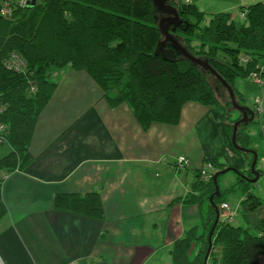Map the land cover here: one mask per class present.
I'll return each instance as SVG.
<instances>
[{
	"label": "crops",
	"instance_id": "1",
	"mask_svg": "<svg viewBox=\"0 0 264 264\" xmlns=\"http://www.w3.org/2000/svg\"><path fill=\"white\" fill-rule=\"evenodd\" d=\"M181 1L204 12V23L220 12L242 20V6L264 3ZM56 69L50 75L56 85L29 142L33 161L0 171L7 208L0 218V264H173L175 242L208 227L210 199L199 176L204 163L213 160V172L249 167L247 156L235 150L222 110L189 101L178 123L153 122L146 129L129 104H109L87 71ZM164 155H184L190 165L178 167ZM92 192L100 195L101 215L55 205L58 194ZM243 197L235 208L224 202L235 211Z\"/></svg>",
	"mask_w": 264,
	"mask_h": 264
},
{
	"label": "trees",
	"instance_id": "2",
	"mask_svg": "<svg viewBox=\"0 0 264 264\" xmlns=\"http://www.w3.org/2000/svg\"><path fill=\"white\" fill-rule=\"evenodd\" d=\"M31 3L24 7L16 3L10 17L0 13V123L8 127L3 143L11 147L0 157V171L25 169L33 161L29 142L37 117L56 85L50 78L54 67L69 65L87 71L102 87L109 104H129L146 129L153 122L178 123L181 108L189 101L218 105L231 131L234 123L243 117L241 113L240 118H231L232 112L220 101L218 88L211 80L212 76L221 83L213 73L179 51L171 55V41L167 40L164 46L170 54L156 53L159 42L165 39L159 23L166 14L156 7L154 0H35ZM168 3L177 8L182 19L175 29L173 24L169 25L172 37L189 53L207 61L233 87L237 102L243 105L235 81L248 77L249 71L264 60V3L242 6V20L234 19L230 12H220L208 23H204L205 14L196 5L181 0H168ZM13 51L24 56L26 72L5 67L4 60ZM242 54L250 56L248 63L241 62ZM31 81L36 84L33 92L29 87ZM229 103L233 106L231 97ZM250 122L239 124L238 148L235 147L250 159L249 166L254 155L248 150L252 149L251 138L244 126ZM258 171L260 176L264 174V168ZM243 174L253 175L249 167L239 170L237 184L243 189L241 209L246 217L259 212L263 201L250 192L251 182ZM201 184L210 199L216 192L213 177ZM234 189L233 185L220 187V194L209 200L206 231L197 235L194 228L178 239L171 251L173 264H204L216 209L221 211L225 195ZM55 205L58 209L92 216L103 213L97 192L86 196L58 194ZM6 211L0 197V218ZM260 223L264 226V218ZM197 242L199 247L192 254ZM262 257L264 227L255 234L243 225L219 218L207 264H261Z\"/></svg>",
	"mask_w": 264,
	"mask_h": 264
},
{
	"label": "rangeland",
	"instance_id": "3",
	"mask_svg": "<svg viewBox=\"0 0 264 264\" xmlns=\"http://www.w3.org/2000/svg\"><path fill=\"white\" fill-rule=\"evenodd\" d=\"M236 20L239 21V19ZM56 70H57L56 67H54L52 68L51 72L52 71L55 72ZM211 80L215 85V87L218 88V95L220 97V101H222L225 107L232 112L231 118L233 120L240 118L241 112L237 109H234L233 106L229 103L230 97L228 96L229 94L226 87L222 86V84L217 82V80L214 79L212 76H211ZM235 87L238 90L239 94L243 93L244 95L242 96L241 94L240 96V101L241 103H243V105L247 104L248 106H253L257 96H259V98H261L263 101L262 112L260 113L258 112L257 114V110L255 109L256 105H255L254 110L256 112V118L253 121H251L248 125L244 126V129L248 131L251 137L250 146L258 154V162L256 164V169L257 170L263 169L264 168V86L263 87L259 86L248 77H239L235 81ZM232 133H233V129L231 131V134ZM10 150L11 147L8 143H0V157L8 153ZM238 176L239 173L237 171L228 170L223 175H221L219 179V186L223 189L231 185L235 186L234 191H232L229 194H226L224 197V199H227L234 208L238 204L240 196L243 195V189L239 187V184H237ZM250 192L261 198V200L263 201L262 209L259 212L247 215L246 217L243 214H241L242 212L240 211V213H238L234 217V219L230 222L235 225L242 224L249 231L258 234L259 231L264 227L260 223L261 218H264V174H262L259 177L258 181L250 183ZM260 263L264 264L263 257L261 258Z\"/></svg>",
	"mask_w": 264,
	"mask_h": 264
},
{
	"label": "water",
	"instance_id": "4",
	"mask_svg": "<svg viewBox=\"0 0 264 264\" xmlns=\"http://www.w3.org/2000/svg\"><path fill=\"white\" fill-rule=\"evenodd\" d=\"M34 2H35V0H33L31 4H34ZM154 3L156 5V7L162 11L163 14H166L165 16H163L161 18L160 23H159L160 28H161L164 36H165V39H164V42H159V46L156 50V53L161 52L163 55L168 54L169 52L167 50H164L165 49L164 46L166 45L167 40H169L172 42V46H173V48L171 49L172 50L171 55H175V52L179 51L184 56L188 57L189 59H191L195 63L203 66L205 69H207L211 73H213L220 80V82L228 89L234 108L239 110L241 113H243V117L234 123V128H233V133H232L233 145H234V147L238 148L237 142H236V135H237L238 126L240 123L252 121L254 119L255 112L252 110V108H250L246 105H241L240 103L237 102L233 87L207 61H204V60L192 55L191 53H189L187 51V49L180 42H178V40H176L175 38L172 37V35L169 32V25L173 24L174 25L173 29H175L176 26H178L182 23V19L179 16L177 8L173 5H171L170 3H168V0H154ZM248 150L254 155L253 161L250 165L252 175H254V176L251 177V176H247L246 174H243V176L247 181L253 183V182L258 181V179L260 177V172L256 169L258 154L254 149H248ZM228 170H235L239 173V170L234 168V167H227V168H224V169L217 171L213 176V180H214L215 185H216V192H215L216 195L220 194L218 177H219V175L224 174ZM215 194L210 196L211 200H213V197ZM216 211H217V216H216L214 225H213L211 231L209 232V236H208V239L210 242V247H209V250L206 254L204 264H207V260H208V257H209L210 251H211V247H212V234H213V231H214V229H215V227L219 221V218H220V210L217 208Z\"/></svg>",
	"mask_w": 264,
	"mask_h": 264
},
{
	"label": "built area",
	"instance_id": "5",
	"mask_svg": "<svg viewBox=\"0 0 264 264\" xmlns=\"http://www.w3.org/2000/svg\"><path fill=\"white\" fill-rule=\"evenodd\" d=\"M18 3L20 6L24 7L31 3V0H2L0 5V13L5 17H10L14 5ZM250 61V56L247 54L241 55V62L246 64ZM4 65L7 69L15 71V72H26L27 63L24 56L18 52H11L4 60ZM248 78H250L253 82L264 86V60L259 61L256 64L254 69H251L248 73ZM30 90L33 92L36 90V84L34 81L30 82ZM256 110L257 112H262V100L256 99L255 101ZM0 110L2 108L0 107ZM8 133V127L0 123V143H3L6 139V134ZM172 158L174 164L178 167H186L190 165V160L184 155H177V156H169L164 155L162 156L163 160H168ZM214 171V164L211 161H207L202 166L199 176L202 182H208L213 177ZM221 208V215L223 216V221L230 222L234 219V217L238 214V212L242 211L241 206L235 211H232L229 205L226 202H223L220 206Z\"/></svg>",
	"mask_w": 264,
	"mask_h": 264
},
{
	"label": "clouds",
	"instance_id": "6",
	"mask_svg": "<svg viewBox=\"0 0 264 264\" xmlns=\"http://www.w3.org/2000/svg\"><path fill=\"white\" fill-rule=\"evenodd\" d=\"M256 109V108H255ZM253 110H254V108H253ZM254 112H255V110H254ZM257 114H258V112H257ZM254 118H256V112H255V116H254ZM220 217H221V211H220Z\"/></svg>",
	"mask_w": 264,
	"mask_h": 264
},
{
	"label": "flooded vegetation",
	"instance_id": "7",
	"mask_svg": "<svg viewBox=\"0 0 264 264\" xmlns=\"http://www.w3.org/2000/svg\"><path fill=\"white\" fill-rule=\"evenodd\" d=\"M254 176V175H253ZM253 176H251V177H253Z\"/></svg>",
	"mask_w": 264,
	"mask_h": 264
}]
</instances>
